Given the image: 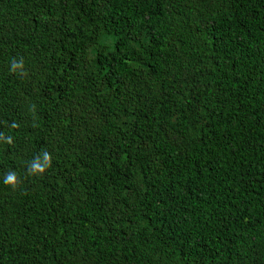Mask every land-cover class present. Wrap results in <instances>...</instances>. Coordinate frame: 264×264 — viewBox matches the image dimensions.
<instances>
[{
	"label": "trees",
	"instance_id": "trees-1",
	"mask_svg": "<svg viewBox=\"0 0 264 264\" xmlns=\"http://www.w3.org/2000/svg\"><path fill=\"white\" fill-rule=\"evenodd\" d=\"M0 133V264H264V0H0Z\"/></svg>",
	"mask_w": 264,
	"mask_h": 264
},
{
	"label": "clouds",
	"instance_id": "clouds-1",
	"mask_svg": "<svg viewBox=\"0 0 264 264\" xmlns=\"http://www.w3.org/2000/svg\"><path fill=\"white\" fill-rule=\"evenodd\" d=\"M24 66V61L23 58L21 57L19 60L13 59L10 70L15 72L18 69H23ZM21 75H24L25 73L21 71ZM14 127L18 125H13ZM0 140H6L7 143L11 144L12 143V138L5 137L3 133H0ZM52 163V155L50 152L47 150H42V154L39 156H36L33 158L31 162H29L28 165V174L29 175H41L44 174L45 171L51 167ZM3 183L5 185H9L13 188H15L18 184V177L17 174L14 171H9L5 174Z\"/></svg>",
	"mask_w": 264,
	"mask_h": 264
}]
</instances>
